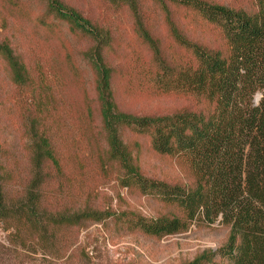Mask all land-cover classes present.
Segmentation results:
<instances>
[{
  "label": "rangeland",
  "instance_id": "1",
  "mask_svg": "<svg viewBox=\"0 0 264 264\" xmlns=\"http://www.w3.org/2000/svg\"><path fill=\"white\" fill-rule=\"evenodd\" d=\"M60 1L89 19L95 35L70 30L47 0H0V43L11 46L28 76L15 84L0 55V175L8 207L0 211V264H180L216 250L229 230L220 216L211 223L197 218L162 237L130 227L134 216L152 219L170 209L157 196L124 186L126 168L167 183H188L191 176L185 162L154 152L114 118L102 120L93 67L96 61L113 69L106 95L112 114L172 113L186 99L144 75L155 71L147 39L167 56L172 26L192 41L204 39V26L174 0ZM42 16L53 22L50 28L38 23ZM40 136L49 139L58 165L44 159L39 171ZM29 193L37 202L31 220ZM81 213L71 223L60 219ZM96 213L104 215L89 216Z\"/></svg>",
  "mask_w": 264,
  "mask_h": 264
},
{
  "label": "trees",
  "instance_id": "2",
  "mask_svg": "<svg viewBox=\"0 0 264 264\" xmlns=\"http://www.w3.org/2000/svg\"><path fill=\"white\" fill-rule=\"evenodd\" d=\"M47 1L49 11L66 20L70 30L95 35L94 25L75 9L60 0ZM174 1L193 12L205 37L192 41L172 26L173 43L167 48L172 52L167 56L145 38L155 71L144 75L163 91L183 95L181 107L164 115L112 114L106 95L112 93L113 69L93 64L102 120L114 118L144 137L154 152L185 162L191 176L188 183H167L126 168L124 186L155 195L170 209L152 219L134 216L130 227L162 237L186 230L197 218L211 223L220 216L229 229L224 244L180 264H264V0ZM42 18L41 26L53 25ZM0 55L13 82L25 84L26 66L8 43H0ZM35 150L39 171L44 159L58 165L48 138L40 136ZM36 203L29 193L25 203L29 220L37 214ZM7 208L0 175V211ZM102 215L89 216L100 220ZM84 216L60 219L71 223Z\"/></svg>",
  "mask_w": 264,
  "mask_h": 264
}]
</instances>
